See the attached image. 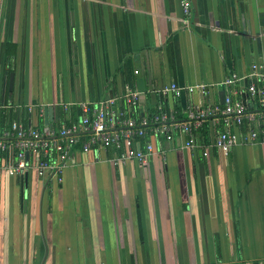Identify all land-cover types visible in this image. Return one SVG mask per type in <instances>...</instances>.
<instances>
[{"label": "crops", "instance_id": "obj_1", "mask_svg": "<svg viewBox=\"0 0 264 264\" xmlns=\"http://www.w3.org/2000/svg\"><path fill=\"white\" fill-rule=\"evenodd\" d=\"M253 66L264 70V0H191L189 17L181 0H0V113L24 127L57 130L108 100L136 123L159 109L188 122L227 96L255 115ZM223 116L190 147L178 133L139 139L153 147L144 164L77 147L56 176H11L0 154V264H264V125L253 141L252 123L232 125L225 152Z\"/></svg>", "mask_w": 264, "mask_h": 264}, {"label": "built area", "instance_id": "obj_2", "mask_svg": "<svg viewBox=\"0 0 264 264\" xmlns=\"http://www.w3.org/2000/svg\"><path fill=\"white\" fill-rule=\"evenodd\" d=\"M181 8L184 16L189 17L191 0H181ZM244 78L247 81V95L257 105L258 111L255 115L249 112L244 101H234L227 96L223 110L211 106L190 112L188 122L176 123L172 116L159 109L151 119H143L141 123H136L133 118L119 112L113 100H108L94 106L82 104L80 106L82 115L78 121L57 130L40 131L13 122L8 128L0 131V154L12 158L11 164H7L6 167L11 176H23L29 170H35L39 177L50 174L56 176L61 173L77 147L82 152H88L93 148L111 149L116 153L113 159L115 165L130 160L144 164L152 155L153 147L148 141L143 145L140 142L143 139L148 140L149 134L163 137L165 140H171L177 133L187 135L185 146L190 147L195 143V131L207 118L215 114L224 116L221 120L223 128L216 132L213 145L226 152L236 144L237 140L236 135L230 131L232 125L240 126L244 121L252 123V128L247 134L249 141L258 139L262 134L264 70H257L253 66L252 71ZM238 81L240 78L232 73L223 83L225 86H231ZM162 91L179 96L182 89L171 84ZM126 98L130 107H136L138 93L131 92ZM151 125L153 127L148 133L147 128Z\"/></svg>", "mask_w": 264, "mask_h": 264}, {"label": "trees", "instance_id": "obj_3", "mask_svg": "<svg viewBox=\"0 0 264 264\" xmlns=\"http://www.w3.org/2000/svg\"><path fill=\"white\" fill-rule=\"evenodd\" d=\"M15 53H16V47L13 44H8L6 47V52H5V69L7 71H11L12 68V64L14 61V57H15ZM132 108V107H131ZM165 110V109H164ZM77 114H80V111L77 110L75 111ZM11 112H8L6 110L1 111L0 113V131L4 130L7 126V128L9 127V125L12 123V115L10 114ZM158 111L155 112V114H157ZM153 114V115H155ZM132 116L134 117V115L132 114ZM153 116H151L152 118ZM142 118V117H141ZM144 118V117H143ZM149 118V119H151ZM147 119V120H149ZM75 123V122H74ZM73 124V123H72ZM71 125V124H69ZM68 126V125H66ZM149 127H153V125L149 126ZM201 128V127H200Z\"/></svg>", "mask_w": 264, "mask_h": 264}, {"label": "water", "instance_id": "obj_4", "mask_svg": "<svg viewBox=\"0 0 264 264\" xmlns=\"http://www.w3.org/2000/svg\"><path fill=\"white\" fill-rule=\"evenodd\" d=\"M49 109L47 107L44 108V117H45V122H46V119L48 117V113H49Z\"/></svg>", "mask_w": 264, "mask_h": 264}]
</instances>
